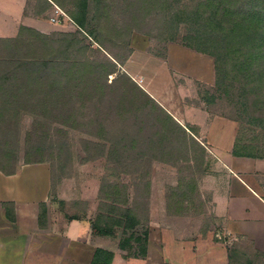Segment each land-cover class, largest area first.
Masks as SVG:
<instances>
[{
  "label": "crops",
  "instance_id": "crops-1",
  "mask_svg": "<svg viewBox=\"0 0 264 264\" xmlns=\"http://www.w3.org/2000/svg\"><path fill=\"white\" fill-rule=\"evenodd\" d=\"M22 26L48 33L30 0H0V38L16 37ZM125 68L142 79L187 141L200 145L196 188L175 198L177 169L159 166L169 185L150 196L146 243H128L131 231L94 230L95 223L105 226L97 220L100 188L53 186L47 161L0 167V264H264V160L237 155L238 122L215 112L189 82L175 83L180 75L215 84L214 59L171 42L165 59L135 53ZM143 230L138 225L135 237Z\"/></svg>",
  "mask_w": 264,
  "mask_h": 264
},
{
  "label": "rangeland",
  "instance_id": "rangeland-1",
  "mask_svg": "<svg viewBox=\"0 0 264 264\" xmlns=\"http://www.w3.org/2000/svg\"><path fill=\"white\" fill-rule=\"evenodd\" d=\"M75 3L77 0H48V4L46 0H30V11L47 22L48 33L45 34L74 32L78 27L67 13L74 9ZM183 4L181 0H160L156 5L151 0H88L87 30L95 31V36L86 37L87 50L83 58H89L96 65L91 69L96 71L100 91L98 88L97 93H92V100L87 101L85 95L77 112L67 108L72 116L67 119L68 124L74 127L46 121L42 136H33L29 145L26 137L35 120L32 115L21 117L18 129L14 126L16 122L12 129L2 127L0 144L8 138L10 145L9 149H4V154L0 152V165L12 169L28 159L47 161L52 167L53 186H58L60 181L61 184L68 182L67 186H85L88 190L112 186V182L127 185L134 211L146 224L150 196L160 187L169 185L164 183L169 180H164L159 166H174L178 177L186 181L197 178L202 170V149L191 141L183 143L177 135L167 137L157 130L162 120L151 117L154 107L138 90L147 93L145 84L130 68H125V64L135 53L150 59L167 57L171 42L159 37L161 16L175 14ZM57 8L64 14L58 16ZM53 17L60 22H52ZM112 70L115 72L110 74ZM183 77L176 75V86L189 82L215 112L236 120L242 144L251 146L248 150L257 155L256 159L264 160V117L261 119L264 115V74L256 76L260 87L253 89L254 93L249 91L247 99L242 97L237 85L219 90L216 84ZM256 78H251V85H256ZM245 102L259 103L263 113L251 115L246 111ZM253 108L258 109V105ZM157 112L164 118L161 111ZM8 150L16 152V159L4 157ZM260 174L264 181V168ZM118 187L122 188L120 194H111L112 199L119 202L125 195L127 198L128 191L125 186ZM89 192L92 196V191ZM99 203L104 211L115 206L104 196Z\"/></svg>",
  "mask_w": 264,
  "mask_h": 264
},
{
  "label": "trees",
  "instance_id": "trees-1",
  "mask_svg": "<svg viewBox=\"0 0 264 264\" xmlns=\"http://www.w3.org/2000/svg\"><path fill=\"white\" fill-rule=\"evenodd\" d=\"M181 1L184 4L175 14L169 13L166 17L158 14L162 17L159 37L213 57L216 87L225 90L226 86L235 88L237 85L242 91V97L247 99L249 91L254 93L253 89L260 87L256 76L264 74V0ZM46 2L48 4V0ZM152 2L156 5L160 0H151ZM67 14L78 27L74 32L55 31L45 34L35 28L22 26L16 37L0 38V130L2 127L12 129L15 122L14 126L18 129L21 117L32 115L35 120L27 133L28 145L33 136H42L41 131L46 121L63 127H74L68 124L67 119L72 116L67 113V108H71V112H77V107L84 103L85 95L87 101L92 100V93H97L98 88L100 91L96 71L91 69L96 65L89 58H83L87 50L86 37L95 36V31L87 30L88 0H77L74 9ZM113 72L115 70L110 74ZM254 76L256 85H251V78ZM138 90L154 107L151 117L162 120L161 124H157V130L167 137L177 135L179 140L187 143L186 131L148 93L139 88ZM252 104L258 105V109L245 102L248 113H263L259 103ZM156 110L161 111L164 118ZM263 117L264 115L261 119ZM8 145V138L4 140V144H0L2 154L4 149H9ZM248 148L251 146L242 144L238 136L234 152L241 156L257 157ZM9 152L8 150L4 157L16 159V152ZM42 161L28 159L25 163ZM0 167L5 171L7 169L4 165ZM196 185V177L189 181L180 178V190L173 191L172 194L179 199L189 197ZM118 186H125V191H128L125 192L128 194L127 198L125 195V199L119 202L113 200L111 194H120L122 188ZM126 186L112 182V186L100 187V197L103 199L104 196L115 206L104 211L100 204L97 220L104 219L105 226L102 228L95 223L94 230L115 235L117 229L121 228L125 233L131 231L128 243L131 239H136L145 244L148 237L147 226L135 213L130 200V189ZM138 225L144 230L135 237ZM142 251H145L144 245Z\"/></svg>",
  "mask_w": 264,
  "mask_h": 264
},
{
  "label": "built area",
  "instance_id": "built-area-1",
  "mask_svg": "<svg viewBox=\"0 0 264 264\" xmlns=\"http://www.w3.org/2000/svg\"><path fill=\"white\" fill-rule=\"evenodd\" d=\"M56 12L58 13V16L60 15V14H64V12L61 10V9H59V8H57V10H56ZM51 21L52 22H60L59 20H57V18H55V17H53L52 19H51Z\"/></svg>",
  "mask_w": 264,
  "mask_h": 264
}]
</instances>
